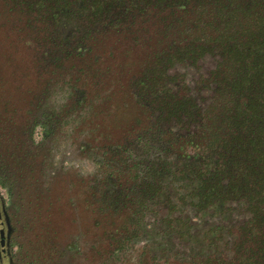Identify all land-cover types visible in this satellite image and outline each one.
Masks as SVG:
<instances>
[{
    "label": "trees",
    "instance_id": "trees-1",
    "mask_svg": "<svg viewBox=\"0 0 264 264\" xmlns=\"http://www.w3.org/2000/svg\"><path fill=\"white\" fill-rule=\"evenodd\" d=\"M143 45L135 70L111 61ZM208 53L205 103L168 69ZM0 57L60 83L71 106L44 115L98 150L85 195L114 252L264 264V0H0Z\"/></svg>",
    "mask_w": 264,
    "mask_h": 264
},
{
    "label": "rangeland",
    "instance_id": "rangeland-1",
    "mask_svg": "<svg viewBox=\"0 0 264 264\" xmlns=\"http://www.w3.org/2000/svg\"><path fill=\"white\" fill-rule=\"evenodd\" d=\"M127 48L113 49L111 61L129 62L135 70L150 48L140 46L129 57ZM218 61L208 53L195 65L177 64L168 73L177 76L197 101L207 103L212 86L205 78ZM28 71L27 62L0 57V175L8 178L5 187L0 185L5 211V218L0 215V264H138L133 254L140 251V241L114 252L117 245L106 234L100 236L103 226L96 223L86 198L87 179L98 169V150L86 148L84 131H68L72 123L66 125L57 115L50 121L44 115L58 103L70 108L58 89L60 83L48 81L49 71L41 80L27 76Z\"/></svg>",
    "mask_w": 264,
    "mask_h": 264
},
{
    "label": "water",
    "instance_id": "water-1",
    "mask_svg": "<svg viewBox=\"0 0 264 264\" xmlns=\"http://www.w3.org/2000/svg\"><path fill=\"white\" fill-rule=\"evenodd\" d=\"M0 215H2L5 218V211H4V207H3V203L2 200L0 198ZM2 217V218H3ZM5 220V219H4ZM1 238V237H0Z\"/></svg>",
    "mask_w": 264,
    "mask_h": 264
},
{
    "label": "flooded vegetation",
    "instance_id": "flooded-vegetation-1",
    "mask_svg": "<svg viewBox=\"0 0 264 264\" xmlns=\"http://www.w3.org/2000/svg\"><path fill=\"white\" fill-rule=\"evenodd\" d=\"M0 226L2 227V223H0ZM1 227H0V237H1V234H2V233H1V232H2V231H1ZM1 238H2V237H1ZM1 238H0V244L2 243V242H1ZM1 245H2V244H1ZM0 249H1V251L3 250V249H2V246H0Z\"/></svg>",
    "mask_w": 264,
    "mask_h": 264
}]
</instances>
